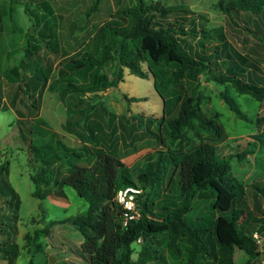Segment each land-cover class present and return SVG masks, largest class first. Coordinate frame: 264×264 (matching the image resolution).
<instances>
[{"label":"rangeland","instance_id":"rangeland-1","mask_svg":"<svg viewBox=\"0 0 264 264\" xmlns=\"http://www.w3.org/2000/svg\"><path fill=\"white\" fill-rule=\"evenodd\" d=\"M94 1L73 0L74 7L68 9L71 13L67 17L73 19L69 31L75 43L83 40L81 36L86 34L88 29L96 28L98 22L106 20L112 10L121 5L135 3V0H98L94 8L89 9ZM150 1L155 0H145V3ZM156 1L161 7L171 10L167 16L169 20L178 14L187 15L189 10L194 14V18L186 23L187 26L209 29V32L213 27L221 29L223 44L214 37H205L198 33L195 38L189 35L185 45L192 43L193 49L200 53H208L216 45V51L213 52L216 59L225 57V53L229 52L236 60L233 51L241 53L253 62L252 67L245 68L246 74L251 73L256 78L264 77V43L243 29L245 26L257 33H263L264 11L260 13L239 11L233 13L231 19L215 5L216 0ZM59 4V0H44L37 5L33 1L17 0L9 11L10 18L6 14L2 23L4 28L10 26L13 29H24L22 26L24 22L18 18H23L26 21L25 26L30 28L37 25L35 17L44 18L43 25H37L42 33L37 36L29 30L27 39L21 42L23 48L15 47L17 41L12 38L13 30H6L7 34L4 37L0 35V163H7V180L18 195V205L13 209L12 204L6 199L8 195L5 194V187L0 188V247L16 250L11 264H23L31 254V245L24 239L26 233L31 234L33 228L41 227L48 219L62 218L84 209L85 201L72 187L56 182L68 172L69 164H90L95 157L89 150L100 145L107 152L118 156L127 165L128 176L137 181L136 174L145 165L146 152L157 147L164 148L159 136L163 135L160 131L162 114L175 111L180 97L187 92L186 88L180 89L169 78L161 80L157 68L159 66L151 64L149 67L145 61L140 65L147 76L130 73L124 67L117 84L103 88V78H111L115 61L109 57L100 67L90 64L76 70L64 68L68 73L67 78L71 83H77L79 88L75 91L65 81L64 86L71 88L68 90L70 96H63V92L57 95L60 88L55 84L56 80L51 79L57 74L53 69L49 71L50 60L46 53L48 51L54 53L52 45L66 37L62 32L57 35L56 26L50 24L52 22L50 17H54L57 12L62 14L64 10L58 8ZM161 17L160 21L165 14ZM189 19L187 18V21ZM173 20L176 21L174 18ZM118 24L120 23L115 25ZM106 29L107 26L104 27V30ZM106 34L101 42L116 45V34L109 32ZM89 43L88 41L84 43L79 50L86 47L90 49ZM32 44L44 45L43 50ZM90 50L96 52L99 48L93 47ZM27 52L30 56H23ZM58 65L64 67V62L59 61L55 68ZM254 65L258 69H255ZM150 69L157 73L156 76L152 75ZM49 78L51 80L49 87L46 85L42 88L45 80ZM10 82L14 87H10ZM90 84H94L93 87L96 89L88 88L87 85ZM223 86L250 120L235 116L227 104L215 94ZM81 87H85L83 91ZM204 92L208 94V98L201 102V109L208 115L215 113L216 120L222 126V134L214 141V147L218 154L225 155L237 154L244 150L243 157L237 159V156H234L230 161L229 170L244 187L246 186L244 188L246 199L256 216H264V200L260 192L252 195L249 188L251 181L256 180L264 186V143L258 140L253 144L251 134L255 131V117L264 113V100L237 92L229 83L216 84L211 90L205 87ZM124 94L128 98L124 97ZM131 96L136 99L129 98ZM2 97L6 98V101ZM24 103L26 105H23ZM89 104L94 105L86 109ZM39 105L41 113L38 115L39 119L17 120L16 113L20 114L19 111L21 112L23 108L24 112L29 113ZM109 113L110 118L106 119ZM131 126L142 134L137 138L128 136L127 129ZM196 128L203 138L208 137V132L198 126ZM71 136L72 138L78 136L80 142L71 141ZM83 140L87 141L85 143H88L89 150L86 149ZM29 143L36 147L35 151L31 150ZM71 151H77V155ZM33 154L38 159L36 164L32 161ZM40 158L48 159L50 162L48 183L46 186L42 185L46 191L43 198L30 193L34 184L29 175L36 171L38 164L45 165L39 162ZM165 165L162 179L153 185L148 195L151 198L152 211H158V205L164 199L170 198L174 201L180 199L178 194L166 191L168 162ZM206 199L192 198L190 209L184 216L188 219L200 215L210 216L213 209L204 201ZM255 204H258V210L255 209ZM48 231L46 236L41 237L42 249L34 253L33 264H84L75 250L81 236L69 223H53ZM159 239V249L166 264H185L188 245L182 238L178 240L180 252L177 255L171 253L162 237ZM257 241L261 244V250L255 261L245 263L246 255L235 248L233 264H264V237L257 236ZM3 255L0 250V264H8L6 254Z\"/></svg>","mask_w":264,"mask_h":264},{"label":"trees","instance_id":"trees-1","mask_svg":"<svg viewBox=\"0 0 264 264\" xmlns=\"http://www.w3.org/2000/svg\"><path fill=\"white\" fill-rule=\"evenodd\" d=\"M97 1L89 9L94 8ZM215 5L231 19L232 14L239 11H264V0H216ZM118 8L110 13L112 17L96 26L91 41H88L90 49L96 47L99 50L94 52L86 47L74 56L63 57L64 63L69 62L68 65L76 70L90 64L100 67L109 57L113 58L112 75L109 79L103 78L104 88L117 84L124 67L130 73L147 76L140 65L145 61L149 67L151 64L159 66L161 80L169 78L180 89L186 88L187 92L180 97L175 111L162 114L160 131L163 135L159 136L164 148L157 147L146 152L145 165L136 174L137 181L128 176L127 165L118 156L101 146H93L94 149L90 147L89 150L86 145V149L94 154V160L87 165L69 164L68 172L56 181L72 187L85 201L84 209L62 218L48 219L41 227L33 228L31 234L26 233L24 239L31 245V254L23 264H33L34 253L42 249L41 237L46 236L50 225L57 222L69 223L81 236L75 250L84 264H166L159 249L160 237L175 255L180 252L178 240L182 238L186 242L188 252L185 264H233L235 248L246 255L245 263L255 261L261 250L257 236L264 237V216H256L246 199V186L229 170L230 161L234 156L237 159L243 157L244 150L237 154H218L214 141L222 134V126L215 113L205 114L201 102L208 98L205 87L211 90L216 84L226 83L237 92L264 100V77L246 74L245 68L252 67L253 62L241 53L233 51L236 60L229 52L225 53V57L216 59L213 53L216 45L208 53L193 49L192 43L185 45L189 35L195 38L198 33L214 37L223 44L220 28L213 27L210 33L209 29L186 25L194 18L192 11L188 10L187 15H175L176 22L167 17L171 10L161 7L156 0L146 3L145 0H135L133 5ZM163 14L165 17L160 21ZM187 18L190 19L187 21ZM117 23L120 24L115 25ZM243 29L264 43V32L257 33L245 26ZM107 32L116 34V45L101 42ZM253 67L258 69L255 65ZM150 70L156 76L157 73ZM67 81V85L75 91L79 88L77 83H71L70 79ZM153 81L155 84V77ZM67 85L64 89L70 90ZM93 85L87 87L96 89ZM84 88L81 87V91ZM215 94L235 116L250 120L225 86ZM124 97L128 98L125 94ZM129 98L136 99L133 96ZM31 105L34 106L33 103ZM93 105L89 104L86 109ZM254 123L252 143L258 140L264 143V113L257 115ZM196 126L208 132V137L203 138ZM138 132L133 126L127 129V135L133 138L142 134ZM29 146L31 150H36L32 143ZM71 153L77 155V151ZM31 156L36 164L38 159L34 154ZM47 160L40 158L39 162L45 165L38 164L36 171L29 175L34 184L30 193L38 198L46 195L42 185H47L50 176V162ZM166 162V191L178 194L180 199H164L159 203L158 211H152L148 195L153 185L162 179ZM7 170V163H0V188L5 187L6 199L16 209L18 195L7 180ZM125 185L138 189L134 196L138 215L122 223L124 209L114 199V194L116 189ZM249 188L252 195L260 192L264 200L261 182L251 181ZM194 197L207 198L204 201L213 209L210 216L200 215L192 219L184 216ZM255 209H259L258 204H255ZM40 211L43 212V209L40 208ZM138 237L139 241L136 240ZM0 250L7 256L6 262L11 264L16 250L3 247Z\"/></svg>","mask_w":264,"mask_h":264},{"label":"crops","instance_id":"crops-1","mask_svg":"<svg viewBox=\"0 0 264 264\" xmlns=\"http://www.w3.org/2000/svg\"><path fill=\"white\" fill-rule=\"evenodd\" d=\"M28 1H33V2H35V5H37L38 3L43 2L44 0H28ZM59 1H60V4H59V7L58 8L64 9V10L62 11V14H60L59 12H57L54 17H50L51 20H52V22L50 24L56 26L55 32L57 33V35H60V32H62L64 34L63 36H66V37L65 38H62L61 41L58 40L57 43H54L52 45V48L54 47L53 48V50L55 51L54 53L48 51L46 53V55L49 56V60H50L49 61V63H50V69H49V71H52V69H53V71H55L56 74H57V76H55L54 78H51L52 80H56L55 81V84L58 86V88H60V90L57 91V95H59V93H62L63 92V96L66 95V97H67V96H70V94L68 93L70 91L64 89L65 88L64 82L67 81V79H68L67 78V74L68 73H67L66 70H64V68L65 69H69V70L70 69L71 70H74V68H71L68 65L69 62L64 63V67H59V65H58L55 68L56 63H58L59 61H63L64 62V58L63 57H66V56L67 57L74 56L75 53L80 49V47H82L84 45V43H86L87 41L90 40V37H91V35H92V33H93V31H94L95 28L88 29L87 32H86V34H84V35L81 36V38L83 37V40H80L78 43H75L74 38L71 35V31H69V27L73 23V19L67 17V15L71 13V12H69L68 9L70 7L73 8L74 5H75V3L73 2V0H59ZM16 2H17V0H0V35H2L1 37H4L7 34L6 33V30H8V31H10V30L12 31L13 30L12 38L13 39H16V41H17L15 47H21V48H23L24 46H23V44L21 42L24 39H27V36H28V33L27 32H29V30H31V32H34L36 35L42 33V30L39 31L40 30V27L37 26V25L38 24L43 25V23H44L43 19L44 18H42V17H35V20L34 21H35V24H37V25L32 26L31 28L28 27V26H25L26 21L23 18H18V20L24 22V24H22V26L25 27L24 29L23 28L13 29L10 26L9 27H6V28L2 27L3 18H5L6 14H8L9 15V18H10L9 11H10L11 7L14 5V3H16ZM23 2L24 1H22V3ZM25 5H27V4H25ZM110 17H112V16H110V14H109V17L108 18H110ZM101 22H98L97 25H99ZM32 45L36 46L40 50H43V47H44V45L43 46L42 45H39L38 46L36 44H32ZM23 56H30V53L29 52L24 53ZM40 66H41V64H40ZM11 69H13V68H11ZM50 83H51L50 78H49V80H45V82L43 83L42 88H45L46 85H47V87H49ZM52 83H53V81H52ZM12 84L13 83L10 82V87L13 86ZM107 87H111V86L108 85ZM13 95H15V94H13ZM2 98L4 99V97H2ZM4 101H6V98L4 99ZM23 105H26V103H24ZM24 111H25V108H23L21 110V112L19 111L20 114H17L16 113L17 120H20L21 121V120L39 119L40 116H38V115H41V113H40V105L36 109H33L29 113L24 112ZM106 116H107L106 119L110 118V113L107 114ZM54 129L55 128L53 127V130ZM52 133H53V131H52ZM72 137L73 136L70 137L71 138V141L80 142L78 136H76L74 138H72ZM113 141H115V137H114V140ZM83 142H84V144L88 145V143H85V142H87L86 140H83Z\"/></svg>","mask_w":264,"mask_h":264},{"label":"built area","instance_id":"built-area-1","mask_svg":"<svg viewBox=\"0 0 264 264\" xmlns=\"http://www.w3.org/2000/svg\"><path fill=\"white\" fill-rule=\"evenodd\" d=\"M136 191L138 189L131 185H125L115 191L114 199L124 209L122 223L128 218H134L138 215L134 198ZM136 240L139 241L140 238L138 237Z\"/></svg>","mask_w":264,"mask_h":264},{"label":"water","instance_id":"water-1","mask_svg":"<svg viewBox=\"0 0 264 264\" xmlns=\"http://www.w3.org/2000/svg\"><path fill=\"white\" fill-rule=\"evenodd\" d=\"M257 248H258V246H257Z\"/></svg>","mask_w":264,"mask_h":264}]
</instances>
